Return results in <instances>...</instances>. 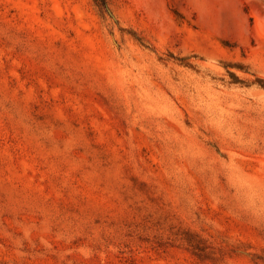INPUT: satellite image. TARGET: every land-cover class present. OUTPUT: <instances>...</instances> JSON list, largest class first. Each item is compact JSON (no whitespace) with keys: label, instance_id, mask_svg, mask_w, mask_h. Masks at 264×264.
Returning <instances> with one entry per match:
<instances>
[{"label":"rangeland","instance_id":"1","mask_svg":"<svg viewBox=\"0 0 264 264\" xmlns=\"http://www.w3.org/2000/svg\"><path fill=\"white\" fill-rule=\"evenodd\" d=\"M0 264H264V0H0Z\"/></svg>","mask_w":264,"mask_h":264},{"label":"trees","instance_id":"2","mask_svg":"<svg viewBox=\"0 0 264 264\" xmlns=\"http://www.w3.org/2000/svg\"><path fill=\"white\" fill-rule=\"evenodd\" d=\"M98 1H99V3H100V4H102V5H103V0H98Z\"/></svg>","mask_w":264,"mask_h":264}]
</instances>
